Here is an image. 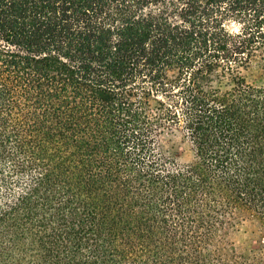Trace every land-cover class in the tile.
Returning a JSON list of instances; mask_svg holds the SVG:
<instances>
[{"label":"trees","instance_id":"obj_1","mask_svg":"<svg viewBox=\"0 0 264 264\" xmlns=\"http://www.w3.org/2000/svg\"><path fill=\"white\" fill-rule=\"evenodd\" d=\"M254 62L264 0H0V264H264Z\"/></svg>","mask_w":264,"mask_h":264},{"label":"rangeland","instance_id":"obj_2","mask_svg":"<svg viewBox=\"0 0 264 264\" xmlns=\"http://www.w3.org/2000/svg\"><path fill=\"white\" fill-rule=\"evenodd\" d=\"M244 76L250 84L259 86L264 83V69L259 65V62H254L244 72ZM159 145L164 156L182 164L189 163L193 159L189 141L177 131H164L159 139ZM260 235L259 226L256 223L243 220L237 225L234 238L242 251L250 253L259 247Z\"/></svg>","mask_w":264,"mask_h":264}]
</instances>
